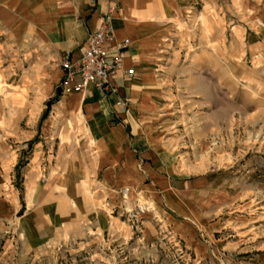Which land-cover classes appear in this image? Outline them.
Instances as JSON below:
<instances>
[{
	"label": "rangeland",
	"instance_id": "rangeland-1",
	"mask_svg": "<svg viewBox=\"0 0 264 264\" xmlns=\"http://www.w3.org/2000/svg\"><path fill=\"white\" fill-rule=\"evenodd\" d=\"M178 1L155 55L161 106L143 129L171 154L173 168L160 172L166 185L143 178L97 192L86 180L94 217L37 243L20 226L1 232L0 264H264V55L247 52L245 35L258 25L253 5L264 1ZM1 36L9 65L15 44ZM21 48L17 69L0 73V95L34 118L60 89V68L41 37ZM58 119L65 145L74 136ZM75 133L86 141L81 124Z\"/></svg>",
	"mask_w": 264,
	"mask_h": 264
},
{
	"label": "crops",
	"instance_id": "crops-1",
	"mask_svg": "<svg viewBox=\"0 0 264 264\" xmlns=\"http://www.w3.org/2000/svg\"><path fill=\"white\" fill-rule=\"evenodd\" d=\"M179 2L0 0V39L6 34L17 49H7L12 56L8 65L6 50L0 44V73L17 69L20 62L15 56L21 53L22 43L33 37H41L55 63L65 56L77 62L88 37L110 11L118 38L132 41L125 66L136 70L134 79L113 80L115 92L92 87L84 93H64L56 102L62 106H51L44 115L35 114L34 118L14 106L12 99L0 95V233L20 226L33 243L57 235L64 224L69 228L84 215L94 217L84 190L86 180L97 192L105 189L104 184L109 188L135 185L143 178L154 187L166 185V176L160 172L173 168L171 154L159 150L157 137L143 129L146 122H153L161 106L155 55L158 38L165 29L164 18L177 11ZM253 6L258 25L254 29L246 27L244 34L249 38L247 52H255L258 57L260 52L264 55V2ZM59 73L62 77L61 69ZM120 103L126 105L125 109ZM58 117L65 118L64 130L74 136L65 145L57 141ZM80 124L86 133V141L81 144L75 139ZM29 146L30 158L19 165ZM41 214L48 223L43 222Z\"/></svg>",
	"mask_w": 264,
	"mask_h": 264
},
{
	"label": "built area",
	"instance_id": "built-area-1",
	"mask_svg": "<svg viewBox=\"0 0 264 264\" xmlns=\"http://www.w3.org/2000/svg\"><path fill=\"white\" fill-rule=\"evenodd\" d=\"M86 42L77 62L65 56L58 63L63 73L59 82L63 95L84 93L92 87L105 92H115L117 86L113 84V80L116 77L126 81L135 78L136 70L125 66L132 41L129 38H118L116 27L113 25V11L101 18L98 30L92 32ZM120 105L125 109L126 105ZM123 192L128 196L127 189Z\"/></svg>",
	"mask_w": 264,
	"mask_h": 264
},
{
	"label": "trees",
	"instance_id": "trees-1",
	"mask_svg": "<svg viewBox=\"0 0 264 264\" xmlns=\"http://www.w3.org/2000/svg\"><path fill=\"white\" fill-rule=\"evenodd\" d=\"M62 96V91H61V89H59L58 90V92H57V94H56V96H55V98L53 99V100H50L49 101V105H48V109L54 104V103H56V102H58L59 100H60V97Z\"/></svg>",
	"mask_w": 264,
	"mask_h": 264
}]
</instances>
